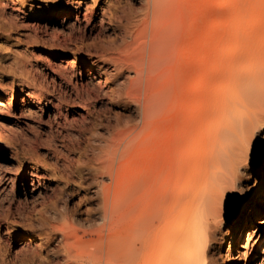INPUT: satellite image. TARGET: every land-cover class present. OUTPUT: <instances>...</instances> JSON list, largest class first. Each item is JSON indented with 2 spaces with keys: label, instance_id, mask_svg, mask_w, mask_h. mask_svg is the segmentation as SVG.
Wrapping results in <instances>:
<instances>
[{
  "label": "bare ground",
  "instance_id": "bare-ground-1",
  "mask_svg": "<svg viewBox=\"0 0 264 264\" xmlns=\"http://www.w3.org/2000/svg\"><path fill=\"white\" fill-rule=\"evenodd\" d=\"M190 1L188 36L168 22L182 11H173L179 0L169 9L166 0H129L116 20L118 40L92 47L68 19L70 8L57 7L63 46L81 44L87 81L78 85L65 61L59 82L42 73L26 78L27 91L0 85V116L18 117L23 92L22 115L49 116L46 141H68L66 149L88 143L77 172L98 201L95 218L80 222L56 197L39 222L45 237L23 240L54 245L56 264H219L228 239L230 264L248 257L264 215V0ZM95 67L116 85L110 94L90 72ZM63 82L75 86L69 91ZM108 94L124 112L114 126L97 115L88 128L84 113L96 112ZM64 161L72 179L75 155ZM259 164L258 188L249 190ZM30 176L39 188L41 176Z\"/></svg>",
  "mask_w": 264,
  "mask_h": 264
},
{
  "label": "rangeland",
  "instance_id": "rangeland-1",
  "mask_svg": "<svg viewBox=\"0 0 264 264\" xmlns=\"http://www.w3.org/2000/svg\"><path fill=\"white\" fill-rule=\"evenodd\" d=\"M127 1L129 2V0H0V85H5L10 92L12 89L26 87L27 84L24 83L31 74L38 77L43 75L42 73H50L57 78V73L63 71L65 61L73 63L72 66L77 70L79 81H74V84L77 82L79 85L80 79L85 83L88 78L86 70L89 66L80 57L81 44H78L79 46L73 44L68 48L63 46L64 35L61 32L60 22L63 17L54 15V10L57 7L70 8L72 18L68 19L85 30L84 45L92 47L101 42L118 40L117 19L121 15L123 6L127 5ZM175 1L178 3V0H171L169 4V0H166L168 9L172 3V8L176 6ZM181 2L184 3V8L183 3L178 7ZM179 3L177 9L175 7L173 11H178L180 8L182 11L181 9L180 13L175 11V14L178 13L175 19L173 18L176 21H171L172 18L169 17L168 22L171 24V30L181 35L186 31L188 33L184 36H188L191 25L188 12L192 2L179 0ZM134 7L140 9L141 5L135 2ZM210 24L211 21L208 22V25ZM90 72L103 83L109 94L115 89L116 85L109 80L105 69L95 67ZM57 81H60L59 77ZM63 84L69 91L74 88V84L68 85L65 82ZM109 94L101 98L102 102L98 104L96 112L84 113L87 115L88 124L96 123L97 115L102 119L105 118L104 126L108 123L112 126L116 124V118L124 112V108ZM19 96L18 117L0 116V264L61 263L60 256L54 251V245L50 246L51 244L47 243L44 245L35 238L29 242L23 240L27 233L45 237L46 231H43L39 222L56 197L60 199V204L67 206L80 222L95 218L98 201L90 198V193L77 172L82 165L78 158L85 153L88 143L86 140H81L75 148L69 146L70 148L66 149L64 144H68V141L60 138H57L56 144L46 141L49 116L40 110H36L35 115H22L21 99L26 94L22 92L18 94ZM48 109L46 108V111ZM73 109L76 114L83 113L80 107ZM104 126L100 132L106 135ZM38 138L40 142H36ZM262 139L264 144V134ZM57 154H60L58 161ZM73 155L76 160L73 169L77 176L74 173L71 179L65 173L64 157ZM31 173L41 176L39 188L37 179H34V187L31 186L33 179ZM261 174L262 166L259 164L247 184L249 190L254 191L258 188ZM71 185L76 189L71 191L69 189ZM12 199L14 200L12 215L3 216ZM24 201H27L25 206L19 207ZM242 239L243 236L239 238L236 247L241 245ZM230 242L228 239L218 251L219 264H230L227 255ZM263 250L264 215L260 218V224L255 228L250 241L248 257L245 258L241 254V260H236V264H264ZM53 251L56 254L53 255ZM239 251L242 253V249Z\"/></svg>",
  "mask_w": 264,
  "mask_h": 264
}]
</instances>
